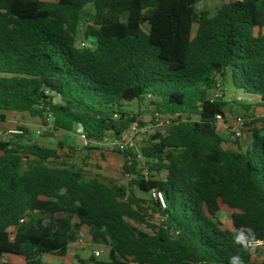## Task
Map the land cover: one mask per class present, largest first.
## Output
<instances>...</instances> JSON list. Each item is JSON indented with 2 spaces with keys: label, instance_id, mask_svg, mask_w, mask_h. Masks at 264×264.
Masks as SVG:
<instances>
[{
  "label": "trees",
  "instance_id": "trees-1",
  "mask_svg": "<svg viewBox=\"0 0 264 264\" xmlns=\"http://www.w3.org/2000/svg\"><path fill=\"white\" fill-rule=\"evenodd\" d=\"M219 1L211 15L200 0H0V122L13 111L48 135L80 126L86 150L121 137L131 103L161 123L142 158L116 148L125 182L86 175L88 156L24 125L0 137V264H66L43 256H64L80 226L109 247L96 264H264L247 245L264 238V115L245 144L226 139V103L210 99L227 78L245 113L249 97L264 109V0Z\"/></svg>",
  "mask_w": 264,
  "mask_h": 264
},
{
  "label": "rangeland",
  "instance_id": "rangeland-1",
  "mask_svg": "<svg viewBox=\"0 0 264 264\" xmlns=\"http://www.w3.org/2000/svg\"><path fill=\"white\" fill-rule=\"evenodd\" d=\"M219 4H220L219 0H200V2L198 3V8L199 9L200 8L207 9L210 11V14L212 15L215 12V7L218 6ZM92 13H93L92 6L88 5L83 10L82 16H84L85 18H91ZM216 91H217L216 89H213L210 94H213ZM219 91H220V95L218 98L226 103V105L224 106V112H225L224 121L226 123H229L231 121V119L235 116H242L244 119L245 133H244V136L241 139V141L245 144L249 140V138H248L249 127L246 126V124L258 126L257 123L254 124V120L257 117L264 115V109L260 106L254 105L256 98L249 97L248 99H249V101H251L249 103H252L253 106H252L251 110H249L248 112L245 113L244 110L242 109V107L240 106V104H243L242 98L243 99L245 98L244 97L245 94H243L239 91H236L235 88L233 87V85L231 84V82L228 81L227 78L221 80ZM221 91H223V92H221ZM128 109L133 111L134 113H136L140 117H143L142 114L144 112L146 113L147 116L149 115V112L140 111L138 109L136 103L129 104ZM9 115H10V117L13 118V119H11V122H13V125H12V127L7 126L4 129H1L2 132L4 133L1 136L2 138L8 139V138L12 137L13 135L5 134L6 133L5 131H7L8 129H11V128H15L17 124H21V125L26 126L29 129V134L38 135L39 137L42 138V140L41 139L37 140L36 143L38 142L40 145L48 147L49 142H48L47 138H49L50 136H53L55 131L52 132V134H50V135L46 134L45 133L46 130L40 124L39 120L37 118H33V117L29 116L27 113H17V112L12 111V112H10ZM194 118H196V117L194 116ZM24 122H27L30 124L25 125ZM147 125L149 128H147L146 130L141 132V134L139 136H136V151L140 150V147L142 145L143 140L147 139L149 137V135L151 133H153L154 130H157V129L159 130L161 128V123L154 125L150 121V122H148ZM219 131L222 135L225 134L228 137L233 138L231 136V132L229 131V129H227L226 124L222 125L220 127ZM54 146L56 147L57 143L54 144ZM224 146L227 147V143H225ZM98 147L99 148H97L95 151H98L99 154L97 155V157H98V160L101 162L99 163V161H96V163H98V165H100V167H102L101 170L104 171V175L107 177V178H105V180L112 179V180H116V181H120V182H125L124 178L121 175L123 160L122 161L118 160L117 156H119V155H117L118 152L116 150L115 145L113 144V141L108 139L105 143L98 145ZM60 150H61V148L59 149V151ZM87 151H89V150H87ZM85 170H86V175L94 176V175L88 173L87 169H85ZM218 216L225 225L230 226V216L228 213L221 211L218 213ZM93 247L94 246L92 245V243H89L86 246V252H90ZM95 247H97V249H99L101 251V256L97 257V259H99V260L108 259L109 249L103 242H96ZM6 257L12 261H21V258L15 257L13 255H7ZM129 264H132V263H129Z\"/></svg>",
  "mask_w": 264,
  "mask_h": 264
},
{
  "label": "crops",
  "instance_id": "crops-1",
  "mask_svg": "<svg viewBox=\"0 0 264 264\" xmlns=\"http://www.w3.org/2000/svg\"><path fill=\"white\" fill-rule=\"evenodd\" d=\"M10 112L12 111H7V120L6 122H0V131L1 129H4L5 127H12L13 122H11L12 117H10ZM25 125L30 124L27 122H24ZM224 138L229 139V137L225 134H223ZM30 139L34 142L37 140H42L41 137L38 135H33L30 134ZM48 139L49 145L48 147L54 148V144L61 142L62 143V148L58 153L59 154H66L68 153L69 156L73 159V161H80L82 157L88 156L87 160V165L84 166L85 169L88 170V173L92 175H96L98 177H102L103 179L107 178L104 175V171H102V167L96 163L98 160L97 155L99 154L98 151L94 150H89L87 151L86 149H83V141L81 136L77 132H66V131H55L53 136H50ZM38 143V142H37ZM227 147L236 149V145L231 141L228 140L227 142ZM39 144V143H38ZM62 152V153H61ZM117 158L118 160L124 162L123 155L121 153H117ZM86 158V157H85ZM101 161H99L100 163ZM93 176V177H94ZM79 228H84L85 230V241L84 243H79L78 242V231L76 234V239L72 241L68 247V251L64 256H54V255H44L43 260L47 262H52V263H66V264H96L95 262L91 261L90 258L93 256V251L97 249L95 247L96 242L93 240L90 230L85 227V226H80ZM92 243L94 246L90 252H86V246ZM108 247V246H107ZM109 249V247H108ZM99 250V249H98ZM10 255V254H7ZM6 255V256H7ZM253 256L255 259L261 261L264 260V249L255 251L253 253ZM18 257V256H15ZM7 258V257H6ZM21 258V257H18ZM8 259V258H7ZM23 259L21 258V261H16V262H22ZM87 261V262H86Z\"/></svg>",
  "mask_w": 264,
  "mask_h": 264
},
{
  "label": "built area",
  "instance_id": "built-area-1",
  "mask_svg": "<svg viewBox=\"0 0 264 264\" xmlns=\"http://www.w3.org/2000/svg\"><path fill=\"white\" fill-rule=\"evenodd\" d=\"M219 87L220 85L218 84L216 86L217 91L213 94H210V99H219V95H220V91H219ZM219 91V92H218ZM222 92V91H221ZM140 111L144 112L145 111V107H141L139 109ZM143 117H140L137 115V120L132 122L130 127L121 135V137L113 140V144L115 145V147L120 150L123 151L125 149H133L136 151V136H139L141 134V132H143L144 130H146L148 127V122L151 121V115L149 114L148 116L146 115V113L144 112ZM155 116H161L158 113H154ZM217 117V127L218 129H220V127L222 125L226 124L227 129H229V131L232 133L233 137L238 138V139H242L245 133V122L242 116H235L231 119V121L229 123H226L224 121V117L220 114L216 115ZM139 121H141L143 124H141ZM167 117H166V120ZM5 134H20L22 133V131L18 128H11L8 129L7 131H5ZM76 132L81 136L82 141H83V146H86L88 144V140L84 137L83 135V129L78 126L76 129ZM4 133L2 131H0V137L3 135ZM137 152V156L138 158H142L141 154L139 151ZM144 174H147L146 172H144ZM125 179L128 180L130 179L131 175L129 174H125ZM152 197L154 198H158L162 205H164V199H163V195L160 191H152ZM23 219H20V222H22ZM78 242L79 243H84L85 241V230L84 228H79L78 229ZM249 249L251 250L252 253H254L255 251L264 249V238H260V239H249L248 243H247ZM93 255L95 257H100L101 256V251L96 249L93 251Z\"/></svg>",
  "mask_w": 264,
  "mask_h": 264
},
{
  "label": "water",
  "instance_id": "water-1",
  "mask_svg": "<svg viewBox=\"0 0 264 264\" xmlns=\"http://www.w3.org/2000/svg\"><path fill=\"white\" fill-rule=\"evenodd\" d=\"M6 259H4V261H5Z\"/></svg>",
  "mask_w": 264,
  "mask_h": 264
}]
</instances>
